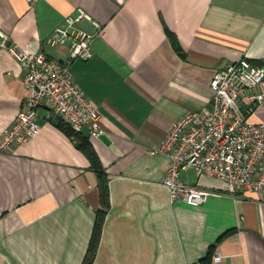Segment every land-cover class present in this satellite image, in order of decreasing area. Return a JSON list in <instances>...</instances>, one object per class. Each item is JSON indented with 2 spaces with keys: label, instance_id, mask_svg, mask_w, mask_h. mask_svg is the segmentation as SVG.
<instances>
[{
  "label": "crops",
  "instance_id": "obj_1",
  "mask_svg": "<svg viewBox=\"0 0 264 264\" xmlns=\"http://www.w3.org/2000/svg\"><path fill=\"white\" fill-rule=\"evenodd\" d=\"M78 8L100 30L80 23L96 34L93 56L70 71L110 140L88 139L110 204L92 264H264V194L172 204L163 185L169 161L149 154L185 112L211 106L215 72L242 57L264 65V0H38L33 10L0 0V135L26 99L24 72L3 42L64 59L65 48L43 42ZM59 120L40 109L38 135L0 152V264H84L101 210L98 179ZM249 121H264V103ZM180 179L221 186L187 168Z\"/></svg>",
  "mask_w": 264,
  "mask_h": 264
},
{
  "label": "built area",
  "instance_id": "obj_2",
  "mask_svg": "<svg viewBox=\"0 0 264 264\" xmlns=\"http://www.w3.org/2000/svg\"><path fill=\"white\" fill-rule=\"evenodd\" d=\"M37 1L25 0L29 10ZM83 21L91 22L99 33V24L78 8L43 42L51 49L65 48L64 59L51 58L30 46L6 47L24 72L26 99L14 122L0 135V152L24 146L38 135L40 109L60 117L76 134L83 128L89 131L90 139L104 134L98 109L75 84L70 71L72 63L93 56L91 44L96 34L84 30L80 26ZM210 88L211 106L185 112L165 138L149 149L150 155H161L169 161L163 185L172 204L180 201L196 207L210 196L264 194V121H249L264 103V65L242 57L215 72ZM183 168L193 170L198 180L216 179L220 190L183 183ZM220 259V254H215L214 262Z\"/></svg>",
  "mask_w": 264,
  "mask_h": 264
},
{
  "label": "trees",
  "instance_id": "obj_3",
  "mask_svg": "<svg viewBox=\"0 0 264 264\" xmlns=\"http://www.w3.org/2000/svg\"><path fill=\"white\" fill-rule=\"evenodd\" d=\"M167 36L170 40V43L173 49L179 54V56L183 57V53L179 42L174 34L167 31ZM184 58V57H183ZM56 126L68 137L70 138L75 147L87 158L89 162V169L93 171L98 179V193H99V200L101 205V210L97 211L95 216V222L93 227V232L91 236V241L89 244L88 253L84 264H92L93 260L96 255L97 247L100 241L101 230L104 223L105 215L110 207L109 204V179L108 175L103 167V164L97 155L96 151L94 150L91 142L87 139H84L79 134H76L71 131V129L62 121L59 120ZM211 252L209 253L211 255ZM209 255V257H210ZM208 257V258H209Z\"/></svg>",
  "mask_w": 264,
  "mask_h": 264
},
{
  "label": "water",
  "instance_id": "obj_4",
  "mask_svg": "<svg viewBox=\"0 0 264 264\" xmlns=\"http://www.w3.org/2000/svg\"><path fill=\"white\" fill-rule=\"evenodd\" d=\"M4 40V36L0 33V42H2ZM11 45L10 42H6V46L9 47ZM79 135L82 136L84 139H89L90 138V135H89V131L86 129V128H83L80 132H79ZM99 139L101 141H103L104 143L106 144H109L110 143V140L109 138L105 135V134H102Z\"/></svg>",
  "mask_w": 264,
  "mask_h": 264
}]
</instances>
